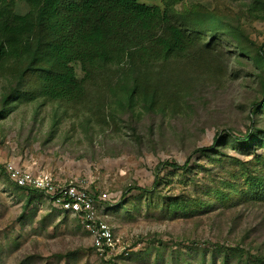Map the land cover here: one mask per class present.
Segmentation results:
<instances>
[{
	"label": "rangeland",
	"instance_id": "1",
	"mask_svg": "<svg viewBox=\"0 0 264 264\" xmlns=\"http://www.w3.org/2000/svg\"><path fill=\"white\" fill-rule=\"evenodd\" d=\"M197 1L227 12V29L238 35L235 40L218 33L212 39L205 29L194 30L195 39L212 46L217 63L180 59L159 77L152 68L153 82L175 85V95L172 87L165 89L173 105L161 103L154 113L137 111L134 117L114 107L119 91L100 85L88 95L93 109L101 111L95 116L85 108L18 101L0 120V264H260L254 258L264 259V202L248 195L240 203L221 199L229 187L225 182L240 183L229 175L264 156V146L237 141L250 133L259 142L264 138V110L251 114L264 102L259 85L264 72L255 63L259 51L264 56V21L250 11L253 0ZM76 72L82 75L78 67ZM6 88L0 82V108ZM218 135L226 136L215 160L196 152L211 147ZM8 164L77 183L101 199L114 233L112 255H97L79 223L44 194L15 188L5 173ZM258 168L264 174V165Z\"/></svg>",
	"mask_w": 264,
	"mask_h": 264
},
{
	"label": "trees",
	"instance_id": "2",
	"mask_svg": "<svg viewBox=\"0 0 264 264\" xmlns=\"http://www.w3.org/2000/svg\"><path fill=\"white\" fill-rule=\"evenodd\" d=\"M158 1L159 6H148L139 0H0V82L7 86L1 97L0 120L18 101L85 108L95 116L101 111L93 109L88 95L100 85L119 91L114 95V107L132 111L134 117H138L137 111L154 113L161 103L173 105L166 91L172 86H165L158 78L153 82L149 75L152 68L157 69L159 77L170 67L165 66L180 59L210 66L217 63L212 46H203L195 39L194 30L203 28L212 39L219 33L236 40L238 34L227 29V12L208 10L197 0ZM259 2L253 0L250 11L255 15L258 11L264 21V3ZM177 6L180 11H176ZM178 18L183 19L181 25ZM255 63L264 72L262 51L255 56ZM259 85L264 98V74ZM172 88L175 95V85ZM263 110L264 102H260L251 114ZM225 136L218 135L211 147L196 152L215 160L212 155L224 144ZM237 141L250 144L249 148L264 146V138L259 142L251 133ZM260 165H264V156L256 163H243L237 174H230V179L240 183L225 182L229 187L221 199L240 203L242 196L248 195L264 202ZM171 167L179 168L174 164ZM187 167L185 163L180 169ZM105 212L107 215V207ZM254 259L264 263L263 258Z\"/></svg>",
	"mask_w": 264,
	"mask_h": 264
},
{
	"label": "built area",
	"instance_id": "3",
	"mask_svg": "<svg viewBox=\"0 0 264 264\" xmlns=\"http://www.w3.org/2000/svg\"><path fill=\"white\" fill-rule=\"evenodd\" d=\"M8 180L18 188L37 190L49 198L53 207L75 219L88 234L97 255L106 257L115 250L113 229L105 221L102 200L87 192L77 183L57 181L46 173L33 174L13 164L5 167ZM128 256V253H124Z\"/></svg>",
	"mask_w": 264,
	"mask_h": 264
}]
</instances>
